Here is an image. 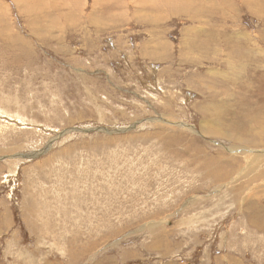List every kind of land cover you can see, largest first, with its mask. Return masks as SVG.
<instances>
[{
    "label": "rangeland",
    "instance_id": "rangeland-1",
    "mask_svg": "<svg viewBox=\"0 0 264 264\" xmlns=\"http://www.w3.org/2000/svg\"><path fill=\"white\" fill-rule=\"evenodd\" d=\"M262 118L264 0H0V264H264Z\"/></svg>",
    "mask_w": 264,
    "mask_h": 264
},
{
    "label": "bare ground",
    "instance_id": "bare-ground-1",
    "mask_svg": "<svg viewBox=\"0 0 264 264\" xmlns=\"http://www.w3.org/2000/svg\"><path fill=\"white\" fill-rule=\"evenodd\" d=\"M258 1V0H257ZM58 2V1H57ZM29 3V2H28ZM105 5H107V3H105ZM189 5V4H188ZM25 6V5H24ZM233 8V7H232ZM30 50V49H29ZM252 115V114H251ZM257 117V116H256ZM249 120V119H248ZM262 120H264L263 118H262ZM258 121V120H257ZM248 122H251L250 120L248 121ZM73 123V122H72ZM264 124V123H263ZM165 133V132H164ZM44 150V149H43ZM257 150V149H256ZM252 152V151H251ZM256 152H254V154H248V158L246 159L247 160V162H248V164H250V163H253V162H256V161H260L259 160V157H260V155H262L263 153H259V154H255ZM38 154V153H37ZM38 156V155H37ZM50 160V159H49ZM242 193V192H241ZM255 200V199H254ZM263 206V205H262ZM262 206H261V208H262ZM249 209V208H248ZM264 211V210H263ZM264 214V213H263ZM185 221V220H184ZM252 221H253V219H252ZM262 221H263V217L262 216H258V217H256V219L254 220V223H258V222H260L259 223V225H261V223H262ZM56 232V231H55ZM57 238V237H56ZM51 241V240H50ZM153 255V254H152Z\"/></svg>",
    "mask_w": 264,
    "mask_h": 264
},
{
    "label": "crops",
    "instance_id": "crops-1",
    "mask_svg": "<svg viewBox=\"0 0 264 264\" xmlns=\"http://www.w3.org/2000/svg\"><path fill=\"white\" fill-rule=\"evenodd\" d=\"M170 1V0H169ZM163 3V2H162ZM167 6H169L168 4L167 5H163V7H164V9H165V11L167 10ZM167 12V11H166ZM195 28H198V26L196 25L195 26ZM192 30H194V28L192 29ZM196 32V31H195ZM200 32L199 31H197L196 32V34H199ZM200 35V34H199ZM194 38V37H193ZM209 38H207V40H208ZM91 171L89 170L88 171V174L87 175H93V172L92 173H90ZM101 174H102V172H100Z\"/></svg>",
    "mask_w": 264,
    "mask_h": 264
}]
</instances>
